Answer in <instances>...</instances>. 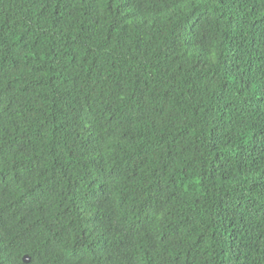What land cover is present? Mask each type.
I'll list each match as a JSON object with an SVG mask.
<instances>
[{
  "label": "trees",
  "instance_id": "1",
  "mask_svg": "<svg viewBox=\"0 0 264 264\" xmlns=\"http://www.w3.org/2000/svg\"><path fill=\"white\" fill-rule=\"evenodd\" d=\"M0 264H264V0H0Z\"/></svg>",
  "mask_w": 264,
  "mask_h": 264
},
{
  "label": "water",
  "instance_id": "2",
  "mask_svg": "<svg viewBox=\"0 0 264 264\" xmlns=\"http://www.w3.org/2000/svg\"><path fill=\"white\" fill-rule=\"evenodd\" d=\"M29 259H30L29 256L26 255L25 260L28 261Z\"/></svg>",
  "mask_w": 264,
  "mask_h": 264
},
{
  "label": "bare ground",
  "instance_id": "3",
  "mask_svg": "<svg viewBox=\"0 0 264 264\" xmlns=\"http://www.w3.org/2000/svg\"><path fill=\"white\" fill-rule=\"evenodd\" d=\"M10 263V262H9Z\"/></svg>",
  "mask_w": 264,
  "mask_h": 264
}]
</instances>
